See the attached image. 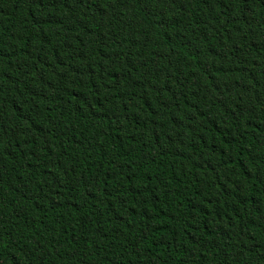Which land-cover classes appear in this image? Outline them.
I'll use <instances>...</instances> for the list:
<instances>
[{"label": "trees", "instance_id": "obj_1", "mask_svg": "<svg viewBox=\"0 0 264 264\" xmlns=\"http://www.w3.org/2000/svg\"><path fill=\"white\" fill-rule=\"evenodd\" d=\"M0 264H264V0H0Z\"/></svg>", "mask_w": 264, "mask_h": 264}]
</instances>
